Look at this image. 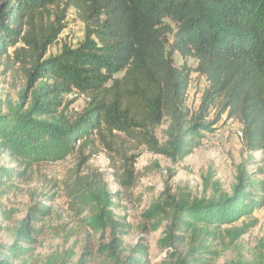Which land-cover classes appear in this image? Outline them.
<instances>
[{
  "label": "trees",
  "instance_id": "trees-1",
  "mask_svg": "<svg viewBox=\"0 0 264 264\" xmlns=\"http://www.w3.org/2000/svg\"><path fill=\"white\" fill-rule=\"evenodd\" d=\"M71 10L85 26L84 40L48 57ZM175 53L182 67L175 65ZM0 62L20 65L25 82L17 104L6 110L0 104L2 204L16 190L15 181L96 140L111 148L118 136L123 146L182 162L224 115L242 127L247 154L262 152L258 175L264 178V0H0ZM194 73L208 82L196 111L188 106ZM74 94L87 99L76 115L68 99ZM133 180L128 171L120 183L130 189ZM58 188L55 183L53 190ZM62 188L90 202L87 229L110 232V243L98 249L101 264H154L156 254L144 239L124 241L133 227L114 212L122 193L113 201L104 188L96 192L88 185L84 191L76 178ZM42 197L17 226L0 224V237L7 231L13 239L10 247L0 246V264H31L33 249L25 245L37 242L41 232L34 225L52 216L57 199L54 192ZM263 209L264 179L242 164L230 191L213 174L200 197L168 189L144 212L141 230H163L161 264H220L218 243L241 240ZM223 264H264V241L250 259Z\"/></svg>",
  "mask_w": 264,
  "mask_h": 264
},
{
  "label": "rangeland",
  "instance_id": "rangeland-1",
  "mask_svg": "<svg viewBox=\"0 0 264 264\" xmlns=\"http://www.w3.org/2000/svg\"><path fill=\"white\" fill-rule=\"evenodd\" d=\"M66 24L65 31L50 47L48 57L58 55L64 48H75L84 40L85 26L77 18L75 10L69 12ZM174 59L175 65L182 67L184 60L178 53L174 54ZM187 62L195 69L196 60L190 59ZM24 85V71L20 65L12 68L7 62H0V104L5 110L9 104L20 101ZM207 88L206 78L194 73L188 93V106L192 111L198 109ZM68 99L74 101L70 109L73 115L82 113L87 106V99L82 95L74 94ZM238 130L239 124L224 115L215 131L207 135L202 147L179 163L154 155L145 148L123 146L118 136L111 138L115 143L111 148L96 140L65 161L41 165L29 178L15 181L16 190L8 199L5 197L3 204L0 202V224L3 227L17 226L27 217L28 210L43 200L42 195L54 192L57 199L52 216L34 225L41 234L36 243L25 245L33 249V256L28 261L31 264H101L103 259L98 249L100 245L110 243L111 234L109 231L97 234L87 229V220L91 214L90 202L86 196H68L62 188L64 181L76 178L83 183L84 191L88 185L96 192L104 188L110 194V200H113L117 192L122 193L114 212L133 227L132 234L124 238L126 245H134L144 239L145 245L156 254L154 264H161L166 258L165 251L159 246L163 230L143 232L141 226L144 223V212L159 202L168 189L172 195L191 193L200 197L204 192L206 178L213 174L214 181L220 182L223 189L230 191L236 181L237 169L242 164L247 165L250 175L264 179L258 175L262 152L247 154L237 134ZM158 134L161 136V129ZM5 163L2 161L0 164ZM128 171L134 176V185L130 189L120 183ZM55 183L59 188L53 190ZM7 218L10 220L7 221ZM255 218L258 225L241 240L232 244L226 237L222 243H218L217 248L222 256L220 264L241 257H252L260 242L264 241V209L256 212ZM11 245L13 239L9 232L4 231L0 237V246ZM17 263L26 264L25 260Z\"/></svg>",
  "mask_w": 264,
  "mask_h": 264
},
{
  "label": "built area",
  "instance_id": "built-area-1",
  "mask_svg": "<svg viewBox=\"0 0 264 264\" xmlns=\"http://www.w3.org/2000/svg\"><path fill=\"white\" fill-rule=\"evenodd\" d=\"M238 136L242 139L243 138V129L242 127L239 125V130L237 131Z\"/></svg>",
  "mask_w": 264,
  "mask_h": 264
}]
</instances>
